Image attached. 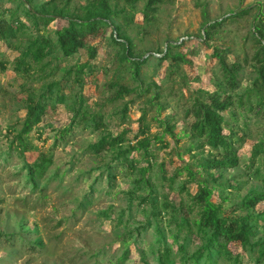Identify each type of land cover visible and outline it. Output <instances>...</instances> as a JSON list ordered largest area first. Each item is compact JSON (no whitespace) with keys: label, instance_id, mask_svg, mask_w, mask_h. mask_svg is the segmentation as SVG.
<instances>
[{"label":"rangeland","instance_id":"obj_1","mask_svg":"<svg viewBox=\"0 0 264 264\" xmlns=\"http://www.w3.org/2000/svg\"><path fill=\"white\" fill-rule=\"evenodd\" d=\"M52 1L59 8H68L66 14L79 16L84 13L82 7L95 0H33V9L40 11ZM110 2L114 9L124 12L116 21L133 42V61L147 60L139 66V75L132 62L121 59L123 51L112 41L110 32L91 36L92 60L86 49L73 58L54 51L45 71L36 66L25 70L17 62L36 36L34 21L19 0H0V17L10 20L11 13L17 11L15 17L26 26L10 46L0 40V264H120L128 249L131 254L123 264H160L157 252L166 245L176 253L169 264L188 262L201 241L193 236L187 253H177L185 232L179 233L170 215L154 213L161 212L164 196L178 203L181 199L190 201L188 191L194 192L195 186L186 167L197 180L206 178L199 175L202 171L198 165L211 150L201 148L203 140L182 138L175 144L170 136H164L169 146L157 144L147 153H133L135 172L129 164L117 167L113 187L108 171L111 165L114 170L119 164L113 162L118 149L97 155L90 146L104 136L116 138L127 132L123 146L127 150L141 132L140 126L142 130L149 126L147 135L151 138L163 134L156 120L175 125L180 136H189L196 100L209 102L204 94L207 91L221 94L218 86L223 82V72L212 57L214 48L223 50L226 63H236L240 70L238 88L229 91L224 86L233 101L224 120L225 127L234 129L242 140L237 146V166L214 170L220 177L214 202L221 204L223 215L245 216L250 211L241 210L238 204L251 190L264 191V154L253 158V147L264 142V108L244 96L257 77L254 57L258 46L252 34L257 13H261L264 24V0H164L148 24L143 22V12L149 0H137L133 8L127 0ZM246 9H250L249 15L229 19ZM131 14L136 15L135 20L126 25L124 17ZM223 20L226 22L213 33L212 40L202 37L205 23L208 27ZM61 25L55 22L44 28L40 24L42 32L37 34L54 42L55 30ZM168 46L173 47V54L181 53L185 61H159L164 56L159 52ZM27 62L32 63L30 58ZM83 63L88 67L78 78L75 69ZM70 69L73 73L68 76ZM53 83L59 84L65 103L51 108L44 122L22 138L28 146L25 150L19 147L18 135L25 122L27 94H41ZM122 87L131 92L119 97ZM242 101L243 108L238 105ZM83 114L98 121L103 117L105 128L95 130L80 123ZM74 118L76 125L72 126ZM133 144L136 146L137 141ZM41 156L51 158L52 164L42 178L32 181L31 169ZM148 164L154 204L141 203L148 192L135 185L138 170ZM162 165L167 178L181 172L173 191L162 186ZM182 186L186 191L180 194ZM261 212L264 203L251 211ZM156 232L164 235L163 243L157 244ZM263 233L254 241L264 237ZM228 248L229 254L217 257V264H233L236 257L239 264H254L251 257L258 256L257 252L250 256L237 245Z\"/></svg>","mask_w":264,"mask_h":264},{"label":"trees","instance_id":"obj_2","mask_svg":"<svg viewBox=\"0 0 264 264\" xmlns=\"http://www.w3.org/2000/svg\"><path fill=\"white\" fill-rule=\"evenodd\" d=\"M110 1L111 0H95L91 4L88 3L86 6L82 7L84 12L82 15L73 16L71 14H66L68 8H59L53 1L44 4L42 9L37 11L33 9V0H19L20 4L26 6L24 8L25 14L34 21V27L37 33L42 32L39 28L40 24H43L44 28H48L50 24L55 22H61L62 25L58 26L55 30L56 40L54 42L44 35L35 33L36 36L31 40V43L20 53L21 57L19 62H17L18 66L24 65L25 70H29L33 68V66H36L42 71H45L48 65H50V60L48 59H51L54 51H60L65 58H73L78 55L81 50L86 49L92 60L95 53L89 45L91 36H106L110 32L112 41L120 46L123 51L121 59L123 61L132 62V64L136 66V75H139V66L145 64L147 60L139 58L133 61L135 57L133 53V42L126 34L125 29L116 21L124 12L114 9ZM163 1L164 0H149L146 11L143 12V22L148 24L153 21L157 13L158 5L163 3ZM136 2L137 0H127L131 8H133L132 6H134ZM17 14V11L12 12L10 20L0 17V40L4 43L6 42L8 46H10V43L16 40L20 33L24 32L26 28L25 24H22L18 18L15 17ZM249 14L250 9H246L229 19ZM135 17L136 15L134 14L125 16L124 19L127 21L126 25L133 23ZM261 17V13L255 15V31L252 34L258 46L257 53L254 57V62L257 63V77L252 84V88L248 90L244 96L248 101H255L256 105L264 108V24ZM225 22L226 20L222 22L217 21L208 27L205 23L202 27V31L204 32L202 37L207 39V41L212 40L213 33ZM222 52L224 53L223 50L214 48L212 54V57L221 65L223 72V82L219 83L218 86V91H220L222 95L219 93L212 94L207 91L204 92V94L209 99V102H202L200 99L196 100L193 108L194 112L192 111L195 120L191 125V133L189 136L186 134L180 136L175 130V125L156 120L160 127L163 128V134L160 136L151 138L147 135L149 126L146 125L145 130H142L140 126L139 131L141 132L134 137L133 141H137L136 146H134L132 142L130 143L132 147L129 146L127 150H123V146L127 142L126 132L116 138L104 136L99 142L91 145L90 149L97 155L102 152H110L114 149H118L116 158L113 159V162L119 164L114 170H112L113 167L111 165L108 171V178L111 180L110 186L113 187L112 180L116 178L113 171L120 165L129 164L131 170L135 172L136 160L133 158V153H147L152 145L157 144L164 147L169 146L164 136H170L175 141V144H178L182 138L203 140V143L200 144L201 148L208 147V149L211 150L208 157L198 165L199 169L202 171L199 175L201 177L206 176V178L197 180L192 170L186 167L188 176L193 181L191 183L195 186L194 192L190 193L188 191L190 201L186 203L185 200L181 199L178 203L177 200H170L167 196H164L161 212H155L154 214L160 217L162 214L170 215L177 224L176 226L179 229V233L182 234L185 232L181 244L177 247V253L181 255L187 253L186 249L191 243V238L193 236L201 241V247L192 254L186 264L190 262H192V264H217V257L222 253L229 254L230 250L228 247L230 245L239 246L250 256L257 252L258 256L256 258L252 256L251 259L255 260L254 264H264V237L254 241L261 231L264 232V212L260 214L251 213L259 204L264 203V191L253 189L243 199L242 203L238 204L241 210L250 211V213H247L245 216L232 217L230 215H223L221 204L214 202V198H216V185H220L218 184L220 177L216 176L214 170H224L229 167L237 166V146L242 141L241 137L237 136L234 132V129H227L225 127L226 122L224 120L225 113L229 112L233 106L232 97L227 95V90L233 91L238 88L240 70L236 63L231 66L228 65ZM159 53H164V56L159 59L161 62L168 60H174L177 63L185 61L181 53L173 54L172 46H168L165 52L161 51ZM27 58L31 59V64L27 62ZM87 67V63L77 65L75 75L78 78L84 76ZM72 73L73 70L70 69L67 75L70 76ZM224 86L227 87V90H225ZM129 92L131 91L122 87L117 96L121 97L122 93ZM26 101L25 122L18 135V139L20 140L19 147H23L25 150L28 149V146L24 144L22 138L31 134L34 128L44 122L51 108H54L58 103L64 104L65 97L60 93L59 84L53 83L48 85L46 90L43 89L41 94H27ZM238 105L243 108L244 102L242 101ZM127 110L128 107L125 108V112H127ZM144 120L145 118L143 117L142 122ZM79 121L80 123H85V125L94 126L95 130L105 128V124L102 122L103 117H100L98 121L95 116L83 114L82 119ZM71 123L72 126L76 125V118H74ZM65 134H68V130L66 132L64 131L63 135ZM253 148V158L264 154V142L258 143ZM190 150H192V148H190ZM51 164V158L45 156L38 158L31 169L32 172L30 176L32 181H34L35 178H42ZM161 169L163 171L162 186H166L169 190L173 191L174 183L181 175V172H177L174 177L167 178L163 170V165ZM150 170V164L146 167H141L138 170L139 178H137L135 185H137L138 190L146 188L148 192L147 198L142 199L141 203L150 202L154 204L156 203V201H154V187L148 180ZM211 184H213L212 187H210ZM227 186L234 188L230 183ZM185 191V186H182L179 190L180 194ZM235 209L236 208L233 210ZM183 214L185 215L184 218L187 217L186 220L181 217ZM190 215H194L195 217L191 218ZM156 233L157 244L163 243L165 241L164 235L161 232ZM151 251L153 254L155 253L154 249ZM130 254L131 250L128 249L124 253L123 258H121L120 264L126 263ZM175 254L173 247L168 245L159 249L157 252L160 264H169L172 256ZM140 261L145 263L143 257H141ZM233 264H239L238 257L234 259Z\"/></svg>","mask_w":264,"mask_h":264}]
</instances>
